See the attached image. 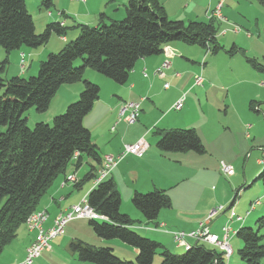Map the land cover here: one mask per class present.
Masks as SVG:
<instances>
[{"label":"trees","instance_id":"16d2710c","mask_svg":"<svg viewBox=\"0 0 264 264\" xmlns=\"http://www.w3.org/2000/svg\"><path fill=\"white\" fill-rule=\"evenodd\" d=\"M264 8V0H256ZM49 11L52 0H40ZM67 18V16H65ZM99 15L96 26L77 23L78 34L67 40L56 52L47 54L33 76L4 78L7 60L0 63V255L14 240L20 226L38 209L41 197L55 178L65 174L70 165L78 167L84 158L99 167L102 159L98 147L90 138V131L82 120L98 99L97 84L83 79L85 68H90L117 84H124L135 62L140 58L160 54L163 45L180 41L197 44L213 52L220 46L216 41L220 22L208 20L170 19L158 0H127L125 16L105 22ZM67 26L47 22L41 32H35L34 21L25 0H0V47L8 54L21 47L37 48L46 44L51 34L64 37ZM79 66H74L76 60ZM249 64L264 74V64L248 59ZM82 81L77 100L67 104L51 124L36 122L32 128L24 113L30 108L45 112L62 84ZM155 144L161 152H193L203 154L205 146L194 129L171 128L156 130ZM99 169H90L75 183L96 180ZM256 179L264 182V169ZM237 193L230 206L233 205ZM87 203L105 219H89L92 232L101 239H119L136 250L135 259L123 260L109 247H98L81 239H72L69 249L81 262L91 264H152L155 252H161L160 264H226L222 251L203 243H196L182 254H174L151 238L138 235L129 215L120 211L121 196L111 178L103 179L88 192ZM131 205L145 222H154L163 208L171 206L166 190L135 191ZM264 215L255 220L254 227L240 226L235 235L242 242L237 250L246 264H264Z\"/></svg>","mask_w":264,"mask_h":264},{"label":"crops","instance_id":"0c3cea01","mask_svg":"<svg viewBox=\"0 0 264 264\" xmlns=\"http://www.w3.org/2000/svg\"><path fill=\"white\" fill-rule=\"evenodd\" d=\"M67 1L69 6H71L69 10L77 13L76 18L79 20L76 22L90 26H96L99 23L98 12L102 9L105 11V22L120 20L125 15V11L121 8L118 9L117 6L118 1L121 0ZM158 1L164 7L168 18L181 20L185 23L190 20H208L217 7L220 6V14L222 15L221 21L218 20L220 22L218 37L220 38V36L231 32L230 30H232L234 25L230 23V20L236 18L233 14V7H235L236 3L239 4L244 0ZM251 1L258 8L261 6L256 0ZM49 17L48 19L44 18L42 26H44L43 23L50 22L51 20L56 22L61 21L64 26H68V20H70L69 18H65V16H60V14L58 16L55 15V17L50 15ZM77 34V30L74 29L70 35L66 34L64 37L57 36L58 41L45 51L35 48L30 53L28 47H21L18 49L20 53L15 52L13 56H15V61L17 62L21 58V54H23V59L25 52L28 55L30 54L27 71L31 73L30 71L32 70L35 73L39 63L46 58L49 52H56L61 49L67 40H71L73 37L75 38ZM168 46L174 50L175 55L169 58L170 64L167 68H163L161 73H154V71L161 65L165 58L163 51L160 54L138 59L124 84H117L90 68H85L83 72L84 79L95 82L100 86L98 99L94 101L91 110L84 116L82 123L90 131V138L98 147L101 159H103L105 154H118L122 150L123 145L134 143L139 138H144L148 143V148L141 157L126 155L106 177L113 180L120 196L122 195L121 191H124L126 195L131 197L135 191L143 193L155 188L166 190L168 193L171 187L176 186L184 180L183 177H186L188 172L185 168H182V165L184 161H189L194 158L179 152L159 151L155 146L159 138L156 130L193 127L192 125L198 121V112L196 111L197 103H199L203 96L206 97L207 93L217 92L219 89L217 86L211 87L204 80L201 86L193 84V77L199 71L201 72L199 74H202L203 71L204 76L201 75L202 79L203 77L209 79L211 75L207 71L205 72L206 67L202 68L203 65L197 67V65L190 64L188 52L190 53L193 50L192 48L179 41L169 43ZM19 72L15 71L11 74L20 77L26 75L24 74L26 72L21 71V69ZM165 83H168L167 88L164 87ZM102 86L111 89L107 97H103L102 95ZM62 88L63 84L59 89L63 91ZM82 88L83 83L81 81L70 85V87H66V95L59 99L60 110L58 111H63L69 102L76 100ZM182 96H184L183 105L179 109L174 108V104ZM125 101L139 103L140 112L137 121L132 125L128 124L125 117H121L119 114L120 106ZM59 112H55L52 115H56ZM112 126H114L113 131H111ZM200 127L203 131H206V122H202ZM93 165L97 169L100 168L94 161L84 158L78 167L72 164L68 166L65 174H60L54 179L46 193L41 197L38 205L39 210H44L48 214L44 228L48 229L52 225L54 217L59 212L67 209L71 205L79 203L95 187V180L84 181L80 186H75V183ZM69 174H75L77 181H67ZM201 176H205V173L203 172V175L199 173V181L201 180ZM232 185L235 186V181L232 182ZM196 189H199V186ZM168 194L170 195L171 206L161 209L154 222H145L139 211L136 209L134 211L130 207L123 209L122 205H120V211L128 214L133 220L137 222L144 221L140 226L134 224L132 226L133 230L145 233L146 237L152 238L162 245L166 243L165 237H170L171 235L167 231H190L197 228L199 223L206 222L209 213L214 209L215 201V197L213 196V204L211 205V202H207L201 196L200 192L195 199H191L189 202H186L183 197L175 193L173 194L175 196L172 195V192ZM222 213L223 211L216 213L217 215L215 214L207 222L208 228L213 233L219 234L221 232V227L225 222L222 221L219 226L213 228V218L219 217L218 221H221L222 217L220 215ZM174 218L178 221H184L185 225H183L184 222H173ZM72 220L67 230L65 231V226V232L63 231L62 235L54 238L52 241H56L49 244V248L45 249L39 257L34 259L33 264H87L86 262L79 261L76 255L71 252L69 249L70 241L77 238L89 244L94 243L97 245L103 243V241L101 239H95L98 237L92 232L88 224L89 219L75 218V220ZM240 222L237 220L231 221V226L229 227L232 231H235L234 229L236 227L241 226ZM25 225L19 227L14 240L5 246L1 256L7 255L8 259L3 262L0 261V264H14L25 257V250L31 243L35 233L34 231H29ZM169 225H175L178 228ZM82 231H85L87 238L82 236ZM191 243L194 242L192 241ZM115 244L112 245L114 246ZM123 244L121 243L120 246H125ZM237 247L238 245H236ZM132 252L134 255L136 250L132 249ZM233 252L230 257L233 255Z\"/></svg>","mask_w":264,"mask_h":264},{"label":"rangeland","instance_id":"374dc122","mask_svg":"<svg viewBox=\"0 0 264 264\" xmlns=\"http://www.w3.org/2000/svg\"><path fill=\"white\" fill-rule=\"evenodd\" d=\"M25 2L28 12L33 18L36 29L35 32H41L44 18L48 19L50 18V15L55 17V15L58 16L59 14L62 17L67 16V18L70 19L68 20V26L66 29L67 34L70 35L71 31L74 29L77 30L72 26L79 23L76 22L79 19L76 18V12L69 10L71 6H69L67 0H52L53 7H51L49 11L40 6V0H25ZM126 3L127 0L118 1V9L121 8L125 11ZM236 5L233 7V14L236 18L230 20V23L233 24L234 27L230 30L231 32L220 36V38L218 37L219 32L217 33L216 41L220 48L216 52H213L212 50L214 44H210L209 48H205L197 44H186L182 42L184 45L193 49L190 53L188 52L190 64L197 65V67L203 65L202 68L206 67L205 72L207 71L211 75L209 79L203 77L204 82L211 87L217 86L219 89L217 92L207 93L206 97L203 96L200 99L199 103L196 105L198 121H196L191 128H183L196 129L194 130L197 135L199 134V137L201 136L200 139L205 146V152L200 155L193 152L183 153L184 155H189L194 158L189 161H184V164L182 165V168L187 170L188 175L183 177L184 180L168 190V193L172 192V195L174 193L176 195H180L186 202H189L191 199H195L199 192L207 202H211V205L213 204V196L215 197L213 206L214 209L209 213L207 221L199 223L197 228H199L200 225L206 226L208 232L217 235L220 240L224 235L223 228H228L227 243L231 249L233 248L232 251L234 252L231 257L230 255L227 256L224 254L226 264H246L244 261L240 260L237 252V250L241 247L242 242L239 238H237L235 232L240 226L236 227V229H234L235 231H232L229 227L231 226V221H241V226L254 227L255 220L259 216L264 215V182L260 179H256L259 172L264 169V74L255 70L248 62V59H254L264 64V8L261 6L258 8V6H256V4L251 0H244L239 4L236 3ZM101 13L105 15V11L102 9L98 12V18ZM71 19L74 20L75 23L72 22ZM50 22L56 21L51 20ZM58 22L62 25L61 21ZM80 24L84 23L80 22ZM57 36L58 35L54 33L51 34V39L49 38L46 44L39 46L36 49H42V51H45L46 49L48 50L52 45H54V43H56V41H58L56 38ZM28 49L30 50V53H32V49L35 48ZM15 52L20 53V50H12L7 54L4 49L0 47V63L4 59L7 60L5 71L1 74L4 78L16 76L11 73L15 71L19 72L20 69L21 71H27L30 54L28 55V53L25 52L24 65L21 66V58H19L17 62L15 61V56H13ZM80 62L81 60H76L74 62V66H79ZM30 72L31 73L27 71L24 73L26 75L22 77L26 78L33 76L36 74L37 70L35 73H33L32 70ZM199 73L201 72L199 71ZM200 75L204 76L203 71ZM75 83L63 84V91L60 90L59 87L45 112H37L34 108L27 110L24 113L27 126L32 128L36 122H44L45 120V123L51 124L52 118L55 116L52 114L59 112L58 110H60V97H64L66 95V87H70V85H74ZM92 83L97 84L95 82ZM110 83L113 84V82ZM201 85L202 83L196 86ZM101 90L103 97H107V95L111 92V89L105 86H102ZM63 111L57 113L56 115L61 114ZM202 122H206V131H203L200 127ZM220 160L233 168V174L226 175L221 171L220 167L222 162ZM203 172L205 173V176H201V180L199 181L198 175L199 173L203 175ZM233 181H235V186L232 185ZM97 183H95V186ZM198 186L199 189H196ZM121 187L123 190V185ZM121 193L122 208L128 209L130 207L132 210L136 211L135 208L131 206V197L126 195L124 191H121ZM236 193L237 196L235 201L233 205L230 206L229 204ZM210 198L212 199L210 200ZM72 206L73 205L70 207ZM70 207L65 210H69ZM37 210H39V208ZM221 211H223L222 215H220L222 217L221 221H218L219 217H214L213 228L219 226L222 221L225 223L221 227V232L219 234L213 233L208 228L207 222H209V220L216 213ZM257 213L258 215H256ZM143 222L144 221L141 220L140 222L135 221L134 223L136 226H140ZM173 222L183 223L184 221H178L174 218ZM71 223L72 222L70 221V223L66 225L65 231ZM183 225H185V222ZM169 226L178 228L175 225ZM172 231L175 230L167 232L171 234ZM135 232L140 236L146 237L145 233H142L141 231ZM259 233L264 235V227L260 229ZM82 236L87 238L85 231H82ZM95 239L101 238L98 237ZM52 240L49 244L56 241ZM101 241H103V243L98 245L94 243L92 244L98 247L112 248L115 256L123 260L132 261L135 259L136 253L133 255V248L126 244H123L125 246L121 247L120 245L123 242L119 239H101ZM165 241L166 243L164 241L163 242L166 245H163L168 251L174 254H182L186 250L183 246H178L173 241L171 235L170 237L166 236ZM186 241L190 248L196 243H205L224 253L219 246L206 241L196 240L193 238H187ZM192 241L194 243H191ZM262 242L264 244V238L262 239ZM112 244L115 245L113 246ZM236 245H238L237 248ZM160 254L161 252L158 249L154 254L152 264H160ZM7 259V255L0 257V261L2 262ZM21 261L17 263H20Z\"/></svg>","mask_w":264,"mask_h":264},{"label":"built area","instance_id":"2783aa9c","mask_svg":"<svg viewBox=\"0 0 264 264\" xmlns=\"http://www.w3.org/2000/svg\"><path fill=\"white\" fill-rule=\"evenodd\" d=\"M211 17H216L219 21H221L222 16L220 14V6L213 12ZM163 53L165 58L161 65L155 69L154 73H161L163 68H167V64H170L169 58L175 55L173 49H171L168 44L163 45ZM24 65L23 54H21V66ZM203 79L200 74H196L193 77V84L200 85ZM164 87H168V83L164 84ZM184 96H182L178 101L174 104V108L179 109L183 105ZM140 112L139 103L134 101H125L121 104L119 109V114L121 117H125V120L128 124H133L137 121L138 115ZM114 130V126L111 127V131ZM140 147H148V143L144 138L138 139L136 142L131 144L123 145L122 150L118 154H105V168H102V174L100 177H96L95 182H99L105 179L108 174L116 167L118 162L123 159L126 155H133L138 157V152L140 151ZM221 171L226 175L233 174V168L230 165H227L221 161ZM67 181L76 182L75 174H69L67 177ZM89 206L87 203L86 197L82 199L79 203L69 208L68 211H62L58 213L54 217V224L51 225L50 229H43V219L44 217H48L47 212L45 214H41V217L34 221L33 224H30L29 231H34V237L29 244V246L25 250L24 259L17 264H33L34 259L39 257L41 253L49 248V242L55 237L61 235L64 231L66 224L75 218H87L86 217V208ZM221 208V207H219ZM99 219H105L103 216L99 215ZM224 235L220 240L217 235L211 234L208 232L206 226L200 225L199 228L185 232L182 230H175L171 232V236L173 241L178 246H189L186 239L193 238L196 240L206 241L211 244H215L219 246L220 249L224 251V254L227 256L231 255V247L227 243V231L228 228H223Z\"/></svg>","mask_w":264,"mask_h":264},{"label":"bare ground","instance_id":"6f19581e","mask_svg":"<svg viewBox=\"0 0 264 264\" xmlns=\"http://www.w3.org/2000/svg\"><path fill=\"white\" fill-rule=\"evenodd\" d=\"M168 65L169 64H167V67H168ZM147 148L148 147H140V151L138 152V157H141ZM102 168H105V156L103 157L101 167L99 168V170L97 172V177L101 176ZM41 214H45V211L44 210H36L28 216V218L26 219V222H25L28 229H29L30 224H33L34 221H37L41 217ZM86 217L91 218V219H99V214L96 213L95 210L91 206H87ZM46 219H47V217H44V219H43V229H46V228H44V222L46 221ZM52 224H54V220H53ZM50 228H51V226L48 229H50ZM184 248L188 249V248H190V246H184ZM231 252H232V249H231Z\"/></svg>","mask_w":264,"mask_h":264}]
</instances>
